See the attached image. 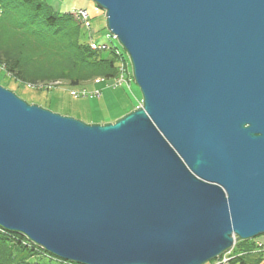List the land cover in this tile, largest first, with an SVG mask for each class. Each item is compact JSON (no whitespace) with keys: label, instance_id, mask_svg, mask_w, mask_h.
<instances>
[{"label":"water","instance_id":"1","mask_svg":"<svg viewBox=\"0 0 264 264\" xmlns=\"http://www.w3.org/2000/svg\"><path fill=\"white\" fill-rule=\"evenodd\" d=\"M140 105L86 123L0 85V228L78 264H206L264 235V0H91Z\"/></svg>","mask_w":264,"mask_h":264},{"label":"trees","instance_id":"2","mask_svg":"<svg viewBox=\"0 0 264 264\" xmlns=\"http://www.w3.org/2000/svg\"><path fill=\"white\" fill-rule=\"evenodd\" d=\"M71 11L62 12L49 0H0V66L17 79L42 87L60 83L89 87L97 78L114 80L123 62L130 70L108 31L107 41L96 40L97 33L89 35L84 22ZM94 42L108 47L94 49ZM257 247L254 239L237 242L230 264H259ZM40 257L58 264H78L52 255L20 233L0 228V264H40L32 261Z\"/></svg>","mask_w":264,"mask_h":264},{"label":"rangeland","instance_id":"3","mask_svg":"<svg viewBox=\"0 0 264 264\" xmlns=\"http://www.w3.org/2000/svg\"><path fill=\"white\" fill-rule=\"evenodd\" d=\"M49 2L54 3L62 12H67L74 8H84L90 17L89 22L91 28L88 30L89 35L90 33L96 32V40L107 41L105 38V31L107 30L105 12L95 2L91 0H49ZM114 43L125 54L129 63L130 73L132 74V66L127 53L117 39L114 40ZM0 85L12 90L28 103L37 104L55 113L74 117L86 123L114 122L137 108L142 101V93L133 74L131 81L132 89L127 84L117 85L115 87L110 86L106 80L99 84L92 83L89 87H86L87 85L84 87H71L66 83H60L51 87H42L40 85L23 82L9 75L0 66ZM85 87L88 88V92L90 90L100 89L102 93L100 97L92 94L87 96L83 94L77 95V92L84 91ZM79 89L81 91H78ZM254 240L259 246L257 249L260 253L257 256L261 255L259 264H264V235H260L254 238ZM260 243L263 245L260 246ZM257 256L255 255V258H258ZM233 257L234 252L231 249L219 258H216L212 264H230ZM32 261H38L40 264H58L55 261H51L50 259L46 260L41 257L40 259L33 258Z\"/></svg>","mask_w":264,"mask_h":264},{"label":"built area","instance_id":"4","mask_svg":"<svg viewBox=\"0 0 264 264\" xmlns=\"http://www.w3.org/2000/svg\"><path fill=\"white\" fill-rule=\"evenodd\" d=\"M71 13L76 17V18H79V19H81L83 22H84V24H85V26H86V28L88 29V30H90L89 28H91L90 26V24H89V13L85 10V9H72V11H71ZM91 34H93V33H90V35ZM108 37H110V38H113V39H116L114 36H112L109 32H108V35H107ZM92 48H94V49H105V48H107L108 46L106 45V44H103V43H99V42H94V43H92ZM124 63V62H123ZM121 64V66H120V72H119V76L116 78V79H114V80H110V81H108V85H110V86H117V85H121V84H123V83H126V84H130V82L132 81V74L130 73V72H128V71H130V70H128L127 71V65L126 64ZM126 72H128V74H129V76L128 77H126L125 75H126ZM104 81V79H102V78H97L96 80H95V84H99V83H101V82H103ZM81 94H83L84 96H87V95H89V94H92V95H96V96H98V97H100V95H101V92L99 91V89H95L94 91H92V92H88L86 89L84 90V91H82V92H77V95H81ZM261 245H263L262 243H260V246Z\"/></svg>","mask_w":264,"mask_h":264},{"label":"crops","instance_id":"5","mask_svg":"<svg viewBox=\"0 0 264 264\" xmlns=\"http://www.w3.org/2000/svg\"><path fill=\"white\" fill-rule=\"evenodd\" d=\"M128 87H130L131 89H132V86L130 85V86H128ZM91 91H93V90H91ZM101 93H102V91H101Z\"/></svg>","mask_w":264,"mask_h":264}]
</instances>
